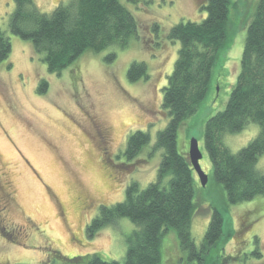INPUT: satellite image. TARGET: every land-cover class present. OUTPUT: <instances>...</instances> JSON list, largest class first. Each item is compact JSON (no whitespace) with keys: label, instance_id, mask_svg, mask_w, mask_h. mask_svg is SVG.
Wrapping results in <instances>:
<instances>
[{"label":"rangeland","instance_id":"374dc122","mask_svg":"<svg viewBox=\"0 0 264 264\" xmlns=\"http://www.w3.org/2000/svg\"><path fill=\"white\" fill-rule=\"evenodd\" d=\"M119 1L133 14L137 36L123 49L88 51L57 75L47 71L43 55L35 53L28 41L10 33L13 0H0V29L12 47L8 59L0 63V209L4 210L0 264H69L67 260L76 256L96 253L106 261L124 259L134 229L128 219L91 237L86 228L100 207L123 200L131 182L144 189L155 181L162 151L154 144L169 121L161 107L162 88L179 49L167 34L180 22H201L206 12L200 7L206 0H150L143 6ZM231 1L228 30L233 38L224 67L222 63L213 69L206 98L180 126L177 149L188 154L190 140L196 139L202 153L199 164L208 177L203 187L194 173L190 233L195 245L200 246L212 210L217 209L225 216L228 237L223 255L234 259L223 264H264V196L228 206L203 145L205 121L223 110L240 72L247 23L258 0ZM33 2L49 14L69 0ZM111 52L116 57L107 63ZM134 62L146 65L147 79L128 81L127 71ZM43 81L46 92L39 94ZM137 131L147 133L149 142L127 161L126 141ZM258 133L259 127L250 123L236 134H225L223 144L236 153ZM256 169L264 172V153ZM162 251L161 264H186L177 261L180 252L174 231L162 238Z\"/></svg>","mask_w":264,"mask_h":264},{"label":"trees","instance_id":"16d2710c","mask_svg":"<svg viewBox=\"0 0 264 264\" xmlns=\"http://www.w3.org/2000/svg\"><path fill=\"white\" fill-rule=\"evenodd\" d=\"M133 6L150 0H127ZM14 10L8 28L12 35L28 41L35 53L43 55L50 74L60 75L84 53H100L110 47L126 48L137 36L138 24L133 14L119 0H69L58 4L51 13L41 12L33 0H13ZM231 0H206L200 7L206 17L201 22H180L167 34L179 43L172 72L162 88V110L169 121L157 133L154 149L162 151L155 181L139 189L136 182L125 187L121 202L100 207L99 214L86 228L88 236L112 227L120 219L134 226L127 238L122 262L106 261L99 253L76 256L69 264H161L165 258L162 238L174 231L178 240L177 261L186 264H220L233 258L223 255L226 242L225 216L212 210L205 235L197 247L190 233L195 212V178L187 154L178 152L180 126L196 113L206 98L213 69L224 63L233 32L228 30ZM9 38L0 29V63L11 53ZM111 52L106 61L112 62ZM146 65L134 62L127 79L135 83L147 79ZM41 82L39 94L46 92ZM259 127L258 135L238 152L223 144L225 134H236L248 124ZM149 142V135L137 131L126 141L123 156L134 160ZM203 145L211 164L214 182L225 191L227 205L264 196V172L256 169L264 153V0H258L247 23L240 60V72L223 110L204 124ZM183 254V255H182ZM181 255V256H180ZM183 256V257H182ZM234 260V259H233Z\"/></svg>","mask_w":264,"mask_h":264},{"label":"water","instance_id":"95a60500","mask_svg":"<svg viewBox=\"0 0 264 264\" xmlns=\"http://www.w3.org/2000/svg\"><path fill=\"white\" fill-rule=\"evenodd\" d=\"M187 156L192 170L196 174L201 186L204 187L207 184L208 177L200 167L199 161L202 158V153L200 151L197 140L194 138L190 140Z\"/></svg>","mask_w":264,"mask_h":264},{"label":"flooded vegetation","instance_id":"af4514ba","mask_svg":"<svg viewBox=\"0 0 264 264\" xmlns=\"http://www.w3.org/2000/svg\"><path fill=\"white\" fill-rule=\"evenodd\" d=\"M4 210L3 209H0V213H2ZM61 212H62V209H61ZM30 222V224L32 225V222L31 221H29ZM25 230V229H24Z\"/></svg>","mask_w":264,"mask_h":264}]
</instances>
